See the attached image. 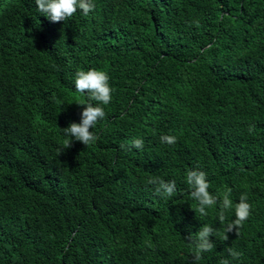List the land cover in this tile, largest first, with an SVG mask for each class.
Listing matches in <instances>:
<instances>
[{
    "label": "trees",
    "instance_id": "trees-1",
    "mask_svg": "<svg viewBox=\"0 0 264 264\" xmlns=\"http://www.w3.org/2000/svg\"><path fill=\"white\" fill-rule=\"evenodd\" d=\"M0 264H264V0H0Z\"/></svg>",
    "mask_w": 264,
    "mask_h": 264
},
{
    "label": "bare ground",
    "instance_id": "bare-ground-1",
    "mask_svg": "<svg viewBox=\"0 0 264 264\" xmlns=\"http://www.w3.org/2000/svg\"><path fill=\"white\" fill-rule=\"evenodd\" d=\"M66 21V20H65ZM49 57V56H48ZM253 72V71H252ZM237 80V79H236ZM255 84V83H254ZM250 96V95H249ZM191 104V103H190ZM195 111V110H194ZM190 112V111H189ZM187 117V116H186ZM182 125V124H181ZM196 125V124H195ZM177 126V125H176ZM194 128V127H193ZM257 129V128H256ZM13 137V136H12ZM174 139H175V137H174ZM23 154V153H22ZM191 159H193V158H191ZM33 190V189H32ZM148 216V215H147ZM148 219V218H147ZM157 229V228H156ZM168 232V231H167ZM156 233V232H155ZM131 234V233H130ZM129 234V235H130ZM127 237V236H126ZM137 239H139V238H137ZM124 240H126V238L124 239ZM142 240V239H141ZM117 242V241H116ZM155 242V241H154ZM157 242V241H156ZM150 244V243H149ZM149 244H147V245H149ZM170 244V243H169ZM122 245H124V244H122ZM146 245V244H145ZM167 245V244H166ZM164 246V245H163ZM122 248V247H121ZM120 248V249H121ZM122 250V249H121ZM123 251V250H122ZM148 254V253H147ZM239 260V259H238Z\"/></svg>",
    "mask_w": 264,
    "mask_h": 264
}]
</instances>
